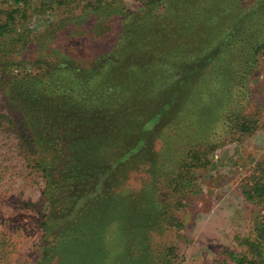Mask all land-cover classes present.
Returning <instances> with one entry per match:
<instances>
[{
  "label": "trees",
  "instance_id": "1",
  "mask_svg": "<svg viewBox=\"0 0 264 264\" xmlns=\"http://www.w3.org/2000/svg\"><path fill=\"white\" fill-rule=\"evenodd\" d=\"M137 2L140 10L128 8L122 0H56L64 4L58 25L32 37L28 30L8 26L14 13L0 20V137L18 141L21 165L35 171L44 183V235L35 264L106 260L102 233L108 229L106 221L115 214L123 228L121 222L128 224L130 219L123 196L111 201L118 184L115 173L130 158L144 153L148 160L158 159L148 137L156 129L152 125L161 122L163 127L183 116L215 124L221 115V102L215 96L234 99L237 89L246 94L249 75L260 66L264 0H253L241 11L233 6L245 0ZM42 5L32 8L25 1L17 12L26 17L28 10L49 9ZM226 16L232 20L227 24ZM238 36L242 41L239 57ZM74 38L79 50L71 44ZM215 83L220 94L206 97L208 84ZM226 114L227 125L236 132L256 127L247 115L233 110ZM131 130L135 142L112 149ZM216 145L211 141L190 145L176 161L175 177L165 185L181 196L187 190L178 182L183 173L207 165ZM107 148L111 151L104 153ZM4 158L0 154V162ZM257 171L241 185L244 199L254 208L248 234L240 238L243 252L230 253L236 264H264V167L259 165ZM99 197L105 201L106 212L100 226H95L101 217L88 224L84 211ZM149 216L134 219L138 254L121 264L151 260H146L148 227L153 223ZM167 223L182 227L175 217ZM91 224V234L72 232L81 226L90 229ZM57 254L59 260L54 262ZM170 261L163 255L160 264Z\"/></svg>",
  "mask_w": 264,
  "mask_h": 264
},
{
  "label": "rangeland",
  "instance_id": "2",
  "mask_svg": "<svg viewBox=\"0 0 264 264\" xmlns=\"http://www.w3.org/2000/svg\"><path fill=\"white\" fill-rule=\"evenodd\" d=\"M25 1L32 8L43 4L48 5L49 9L40 12L28 10L24 17L18 14L17 6ZM252 1L245 0V4L238 2L233 7L241 11ZM122 2L132 10H140L137 0ZM79 10L80 6L75 11ZM10 12L14 13V19L8 20L7 13ZM63 13L64 4L56 3V0H0V20H8V26L17 31L28 30L31 37L50 25L56 27ZM228 21L232 20L226 16L225 23ZM240 37H235L236 48L239 49L237 57L242 52ZM78 42L76 38L71 39L76 50H79ZM216 85L208 84L204 95L210 98L217 93ZM215 98L221 102V115L215 124L209 123L212 125L208 127V119L194 120L183 116L163 127L161 122L152 125L156 129L151 138L148 137L153 140V150L158 154V159L148 160L144 153L142 157L130 158L124 167L117 170L118 184L114 186L111 201L123 196L126 215L130 219L128 224L121 222L123 228L118 226L119 217L115 214L106 221L108 229L102 233L108 252L106 260L104 258L100 264H121L123 259L138 254L134 219L147 214L150 215L148 221L153 223L148 227L150 240L146 244L149 249L147 253H150L146 260L151 258L153 264L162 263L163 255H168L172 264H236L230 253L243 252L244 247L239 242L241 237L248 234L249 219L254 208L244 199L241 185L252 173H258L255 171L259 165L264 167V55L258 69L249 75L246 94L237 89L234 99ZM2 107L0 100V109ZM227 110L251 117L255 129L241 133L229 128L226 123ZM133 132L124 135L112 149L132 145L136 140ZM8 140L0 137V154L5 155L0 162V264H35L39 241L44 235L41 226L44 183L35 171L21 165L18 141L10 139L13 143L8 144ZM201 141H211L217 145L211 151L207 165L195 167L194 173L193 170L183 173L178 182L187 190L179 196L178 191L169 189L165 183L175 177L176 161L185 156L190 145ZM109 151L111 149L107 148L104 153ZM104 202L101 197L94 199L92 207L84 211V222L90 224L91 220L93 224L95 219L101 217L95 225L100 226L104 218L102 212L106 209ZM170 217L178 219L182 227L169 226L167 222ZM92 224L90 229L81 226L72 232L76 230L80 235L91 234ZM58 260L59 255L54 256V262ZM151 260L147 264H151Z\"/></svg>",
  "mask_w": 264,
  "mask_h": 264
}]
</instances>
